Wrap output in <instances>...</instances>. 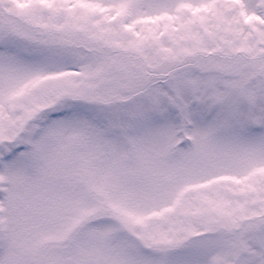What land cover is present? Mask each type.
I'll list each match as a JSON object with an SVG mask.
<instances>
[{
    "label": "snow or ice",
    "instance_id": "6c2138e0",
    "mask_svg": "<svg viewBox=\"0 0 264 264\" xmlns=\"http://www.w3.org/2000/svg\"><path fill=\"white\" fill-rule=\"evenodd\" d=\"M0 264H264V0H0Z\"/></svg>",
    "mask_w": 264,
    "mask_h": 264
}]
</instances>
